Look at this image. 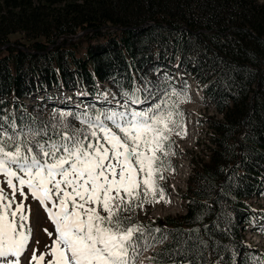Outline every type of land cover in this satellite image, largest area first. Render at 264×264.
I'll use <instances>...</instances> for the list:
<instances>
[{"label":"trees","instance_id":"16d2710c","mask_svg":"<svg viewBox=\"0 0 264 264\" xmlns=\"http://www.w3.org/2000/svg\"><path fill=\"white\" fill-rule=\"evenodd\" d=\"M149 69L172 88L151 112H178L174 95L190 81L222 118L206 119L210 152L194 161L185 213L137 221L121 207L103 229L129 233L122 251L134 258L151 249L150 264H261L264 252L245 232L264 228L254 201L264 196L262 0H0L2 153L58 159L66 145L74 149L81 115L102 119L107 103L93 97L108 88L100 85L109 81L139 111ZM51 88L61 93L50 102L57 113L26 110L25 98ZM67 91L90 108L63 100Z\"/></svg>","mask_w":264,"mask_h":264},{"label":"rangeland","instance_id":"374dc122","mask_svg":"<svg viewBox=\"0 0 264 264\" xmlns=\"http://www.w3.org/2000/svg\"><path fill=\"white\" fill-rule=\"evenodd\" d=\"M168 78L150 69L143 73L137 106L145 113L134 111L137 118L127 115L133 105L128 95L105 81L100 86L108 89L100 100L107 103L108 113L101 123L81 115L74 149L66 145L58 159L57 153L44 154L46 161L16 164L0 149V259L19 256L18 262L14 257L0 264H150L148 250L136 258L122 251L129 233L109 234L102 222L121 207L137 221L185 212L189 172L195 160H206L210 152L206 119L222 118L188 81L174 95L176 105L181 104L178 112H151L155 98L172 94V88L162 87ZM55 94L61 93L51 88L25 98L26 110L50 117L57 113L50 104ZM69 96L65 93L63 100ZM70 102L79 104L74 97ZM80 104L90 108L89 103ZM254 201L264 211V196ZM258 217L264 222L263 214ZM245 237L264 252V229L257 233L250 229Z\"/></svg>","mask_w":264,"mask_h":264},{"label":"bare ground","instance_id":"6f19581e","mask_svg":"<svg viewBox=\"0 0 264 264\" xmlns=\"http://www.w3.org/2000/svg\"><path fill=\"white\" fill-rule=\"evenodd\" d=\"M201 93H202V92L198 91V95H199V96L202 95ZM14 256H15V258L17 259V262H18V261H19V256H18L17 254H15ZM17 264H18V263H17Z\"/></svg>","mask_w":264,"mask_h":264}]
</instances>
